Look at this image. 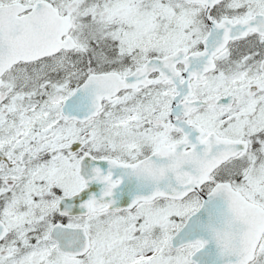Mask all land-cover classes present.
Returning <instances> with one entry per match:
<instances>
[{"label":"snow or ice","instance_id":"1","mask_svg":"<svg viewBox=\"0 0 264 264\" xmlns=\"http://www.w3.org/2000/svg\"><path fill=\"white\" fill-rule=\"evenodd\" d=\"M0 264H264V0H0Z\"/></svg>","mask_w":264,"mask_h":264}]
</instances>
